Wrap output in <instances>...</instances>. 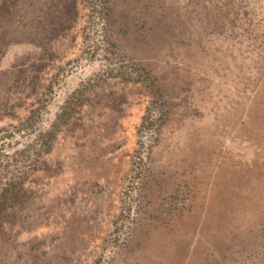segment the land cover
Returning <instances> with one entry per match:
<instances>
[{
	"label": "rangeland",
	"instance_id": "obj_1",
	"mask_svg": "<svg viewBox=\"0 0 264 264\" xmlns=\"http://www.w3.org/2000/svg\"><path fill=\"white\" fill-rule=\"evenodd\" d=\"M0 264H264V0H0Z\"/></svg>",
	"mask_w": 264,
	"mask_h": 264
}]
</instances>
